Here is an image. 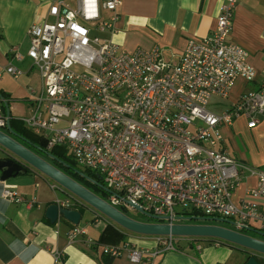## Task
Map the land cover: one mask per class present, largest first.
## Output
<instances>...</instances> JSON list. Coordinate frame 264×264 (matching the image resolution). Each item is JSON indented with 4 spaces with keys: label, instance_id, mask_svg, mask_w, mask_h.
<instances>
[{
    "label": "built area",
    "instance_id": "1",
    "mask_svg": "<svg viewBox=\"0 0 264 264\" xmlns=\"http://www.w3.org/2000/svg\"><path fill=\"white\" fill-rule=\"evenodd\" d=\"M239 1L224 0L213 33L190 39L179 61L172 63L158 47L127 52L101 36L116 32L120 0H78L75 8L53 0L51 20L29 29L28 57L41 81L28 88V114L20 121L45 139L48 152L61 147L79 170L98 174L97 182L108 190L101 198L123 213L135 209L133 204L161 224L224 219L236 232L264 233V209L258 203L264 198V169L232 158L220 147L219 130L241 117L249 129L257 127L264 117V72L259 89L243 94L228 110L208 109L212 98L228 99L238 79L253 83L257 78L249 52L229 40ZM102 9L112 13L109 20H103ZM12 52V60L24 59ZM5 72L15 79L23 74L12 63ZM5 105L8 101L0 98L1 131L11 119ZM247 174L256 177L257 185L236 205L233 191ZM0 196L28 207L36 203L11 189ZM55 204L70 210L84 206L71 194ZM85 235L78 225L67 238L72 243ZM157 242L160 249L155 251L125 243L106 246L103 254L155 264L162 251L175 250L172 236L157 237ZM83 243L96 245L91 238ZM54 258L59 261L63 253L55 252Z\"/></svg>",
    "mask_w": 264,
    "mask_h": 264
},
{
    "label": "crops",
    "instance_id": "2",
    "mask_svg": "<svg viewBox=\"0 0 264 264\" xmlns=\"http://www.w3.org/2000/svg\"><path fill=\"white\" fill-rule=\"evenodd\" d=\"M71 8L78 0H63ZM224 0H120L117 9L119 16L114 34L104 33L122 50L132 52L138 48L150 50L158 47L166 61L177 63L190 39L209 37L215 27L220 7ZM53 0H0V94L8 98L11 117L20 121L27 116L28 88L41 81L40 73L28 57L31 37L30 27L36 22L50 21L48 15ZM103 20H109L112 13L102 9ZM230 42L249 52V62L257 71L256 81L247 83L238 79L220 112L228 110L239 98L248 92L259 89L264 72V0H240L234 12V26L229 37ZM13 50L24 56L22 61L12 60ZM14 64L23 71L19 78H13L5 68ZM246 118L241 117L231 126H221L222 142L220 147L228 154L251 167L264 169V117L254 129H249ZM38 154V153H37ZM8 154L0 146V160ZM0 195L4 189L16 191L27 201H36L32 207L14 204L0 196V264H104L103 248L121 247L131 243L139 249L155 251L160 249L157 237L131 233L105 216L85 206L82 217L88 211L92 218L86 220L96 229L90 234L86 226V235L70 243L68 231L74 226L63 218L52 224L46 216L49 206L57 199H63L70 193L41 173L29 169L6 180L1 179ZM257 179L244 175L232 194V201L238 205L246 199L250 189L256 187ZM63 195V197L60 196ZM264 209V198L259 199ZM102 221L94 225L95 218ZM80 221V223H81ZM262 239L256 234H249ZM91 238L95 246L87 247L83 241ZM264 240V239H262ZM187 242L180 250L162 251L155 264H245L247 254L237 246H215L213 241L204 239H179L177 243ZM189 242L192 243L189 244ZM212 247H203L201 244ZM183 244V243H182ZM200 245L201 251L194 246ZM197 250V249H196ZM62 252L63 258L56 261L55 252ZM198 252V253H197ZM110 264H135L127 257L112 258Z\"/></svg>",
    "mask_w": 264,
    "mask_h": 264
},
{
    "label": "water",
    "instance_id": "3",
    "mask_svg": "<svg viewBox=\"0 0 264 264\" xmlns=\"http://www.w3.org/2000/svg\"><path fill=\"white\" fill-rule=\"evenodd\" d=\"M3 96L0 94V98ZM7 114L9 106L5 105ZM7 132L0 130V146L5 149L8 157L0 160V171L2 173L1 179L6 180L19 174H26L29 169L35 170L42 175L48 177L51 181L58 184L65 191L77 197L83 202L86 208H91L99 214L105 216L121 228L138 235L154 236V237H180V238H203V239H216L223 243L242 248V250L250 255V258L245 264H260L257 257L264 258V240L255 238L246 233L236 232L224 224L232 225L230 220L224 219H211V218H182L187 221H204V222H218L220 224H176L167 225L161 223H147L140 222L127 216L122 211L108 204L104 199L75 181L71 176L63 172L61 169L54 166L47 159L37 154L36 151L42 152L49 159L63 163L68 169L72 167L68 164L57 159L48 151H41L38 147L34 146L29 140L19 136L12 129L10 124L7 125ZM27 145V146H26ZM29 146V147H28ZM72 170L85 177L87 180L98 184L104 191L108 192L97 181L88 177L84 172L79 169ZM132 206L140 213L149 218L158 220L157 217L145 214L137 205ZM46 216L52 224L56 223L59 218H63L74 226H78L81 221L82 214L78 210L62 209L57 204L48 207ZM248 233H254L264 238V233L253 229L247 230Z\"/></svg>",
    "mask_w": 264,
    "mask_h": 264
},
{
    "label": "trees",
    "instance_id": "4",
    "mask_svg": "<svg viewBox=\"0 0 264 264\" xmlns=\"http://www.w3.org/2000/svg\"><path fill=\"white\" fill-rule=\"evenodd\" d=\"M2 96H3V98H5L8 101V99H7L8 97L6 95L3 94ZM8 104H9V102H8ZM3 109H4L5 113H7V109H6L5 106L3 107ZM9 124L11 126V129L16 134H18L19 136H21V137L29 140L34 146L38 147L41 151H47V144H46L45 139L42 138V137H40V136H38V135H36V134H34L33 132H30L24 126V124L21 121L15 119L13 117H11ZM4 131L7 132V130H4ZM29 148L32 149V150H34L32 147H29ZM50 153L53 156H55L57 159L61 160L62 162L66 163V164H68L69 166H71L73 169H78L75 161L66 154V151L63 148L56 147L53 150H51ZM50 163H52L57 168L61 169L63 172H65L66 174H68L69 176H71L75 181H77L78 183H80L81 185H83L84 187H86L87 189H89L90 191H92L93 193H95L96 195H98L99 197L105 198L107 196L106 192L104 190H102L96 183H93L92 181L87 180L85 177L80 176L79 174L75 173L72 170V168L71 169H68V167H66L65 165H63V163H58L57 161H54V160H53V162H50ZM83 172L88 177H90L91 179H93L95 181L101 182L99 180L100 179V176L98 174L92 173V172L87 171V170H85ZM101 193H103L104 196ZM79 211L82 213V209H80ZM208 240H210V241H216V239H208ZM219 242L221 244H223V242H221V241H219ZM189 244L192 245L191 242H189ZM102 256H103V258H105V260H103V263L104 264H110L112 258L110 256H108V255H105V254H103ZM246 258L248 260L250 258V255L247 254ZM257 260L259 261L260 264H264V258L257 257Z\"/></svg>",
    "mask_w": 264,
    "mask_h": 264
},
{
    "label": "rangeland",
    "instance_id": "5",
    "mask_svg": "<svg viewBox=\"0 0 264 264\" xmlns=\"http://www.w3.org/2000/svg\"><path fill=\"white\" fill-rule=\"evenodd\" d=\"M34 68L36 69V67H34ZM39 85H40V83L37 84V85H34V86L37 87ZM225 102H226V100H222V99H219V98L214 97V98H212L209 101L208 109L210 111L214 112V113H219L220 112L219 108L222 107V105H224ZM26 103H27V105L30 104L28 101H26ZM27 108H28V106H27ZM29 131L32 132L31 130H29ZM35 152H37L42 157L48 159L49 162H53V160L49 159L45 154H43V153H41L39 151H36V150H35ZM101 194H103V193H101ZM60 196L63 197L62 194H60ZM103 196H104V194H103ZM179 209L180 208L178 207L177 210H179ZM125 213H126L127 216H129L132 219H135L137 221H140V222H147V223H155V222H157L156 220H154L152 218H149L146 215H144V214L140 213L139 211H137L135 209H132V208L131 209H128L127 211H125ZM91 218H92V215L88 211H85L84 214H83V219H82V221H81L80 224L86 226L87 229H89L90 234L92 235V234L96 233V229L93 228L92 226H90V224H89L90 222L87 223V221H86V220H89L90 221ZM94 218H95V223H96V224H94L95 226L96 225L100 226L101 224H103V223H101L102 221H100L101 219H98L99 217H97V218L94 217ZM181 222H183V223H192V224H201V223H204V221H196V220H193V221H181ZM211 223H213V224H220L218 222H211ZM224 226H226V227H232V225H228V224H224ZM251 234H253V233H251ZM256 236H258V235H256ZM258 237H260V236H258ZM260 238L264 239L263 237H260ZM179 239L184 240L186 238L174 237V240H175V242H174L175 250H180V246L182 247V245H185V244L188 245L187 242H180V243L178 242L177 243L176 240H179ZM195 240H199V242L201 243V241H203L204 239L203 238H196ZM201 246L203 247V249L205 247H212V245L205 244V243L204 244H201ZM227 246H231V244L224 242L222 244V246H220V247L224 248V247H227ZM185 247H186V245H185ZM193 250L197 251L196 250V246H194V249Z\"/></svg>",
    "mask_w": 264,
    "mask_h": 264
}]
</instances>
